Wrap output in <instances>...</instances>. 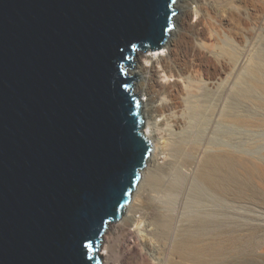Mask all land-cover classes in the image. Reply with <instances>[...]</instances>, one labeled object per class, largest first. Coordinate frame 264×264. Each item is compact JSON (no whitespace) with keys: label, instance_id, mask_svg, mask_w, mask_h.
Returning <instances> with one entry per match:
<instances>
[{"label":"water","instance_id":"water-1","mask_svg":"<svg viewBox=\"0 0 264 264\" xmlns=\"http://www.w3.org/2000/svg\"><path fill=\"white\" fill-rule=\"evenodd\" d=\"M177 0H0V264H104L152 154L139 52Z\"/></svg>","mask_w":264,"mask_h":264},{"label":"bare ground","instance_id":"bare-ground-1","mask_svg":"<svg viewBox=\"0 0 264 264\" xmlns=\"http://www.w3.org/2000/svg\"><path fill=\"white\" fill-rule=\"evenodd\" d=\"M215 1L177 0L176 25L158 49L165 54L139 52L127 71L139 77L134 92L144 98L152 144L134 194L150 198L134 196L106 231L104 264H220L225 230L239 226L240 199L261 194L252 183L262 182L264 167L248 159L256 148L242 141L241 126L251 129L243 120H252L264 94V6L259 14L255 5L236 8L250 32L223 39L214 29H193L192 44L182 47L191 6L202 18ZM256 219L264 223V215Z\"/></svg>","mask_w":264,"mask_h":264},{"label":"rangeland","instance_id":"rangeland-1","mask_svg":"<svg viewBox=\"0 0 264 264\" xmlns=\"http://www.w3.org/2000/svg\"><path fill=\"white\" fill-rule=\"evenodd\" d=\"M225 1L216 0L213 5H210L204 10L202 18L199 14V12L201 11L200 7H198L197 9V11L199 10V12L194 13V11L196 10V8L194 7L195 5L191 6L192 13L191 15H189V23L191 28H188L189 33L182 38V47H189L192 44V38H188V35H191L193 29H214L223 39L235 38L240 34L250 32V23L238 14L236 8L255 5L257 10H255L254 13L259 14L264 5L261 3L257 4V0ZM176 4L175 7L177 13L175 15V18L180 14V11ZM173 24L176 25L175 23ZM158 49L159 48L151 51H145L143 52V54H150L151 52L154 53V55L165 54L163 50ZM131 69L135 68L133 67ZM135 88L136 84L134 86V91ZM259 89L263 90L264 93V83L260 86ZM259 95L260 94H258V96L256 97L257 100L255 110L251 115L252 120H243L246 122V124L251 123V129L247 128L248 126L246 127L242 125L241 137L242 141L247 144V148H256L254 157L249 155L248 159L250 160L253 158V162L255 164L264 167V94L260 96ZM139 97L141 100H144L142 94H140ZM249 117L250 116H248L246 119H248ZM148 166L149 162L147 161L146 167ZM253 184L257 191L260 192L261 190V194L249 193L250 195L247 194V197L246 195H243V198L240 199V216L238 222L239 226L237 227V231H233L230 229L229 231L225 230V233H228V235L224 240V256L223 259H220V264H264V223L256 219L257 215H264V179H262V182L254 180L252 185ZM134 196L136 195L133 194L132 200L133 198H135ZM141 197L150 198V194H144V191H141V194L137 195L136 198L139 199ZM147 198H145V200ZM149 206L154 210V206H152L150 203ZM232 234H234V236ZM102 253L103 251L101 250V254Z\"/></svg>","mask_w":264,"mask_h":264}]
</instances>
